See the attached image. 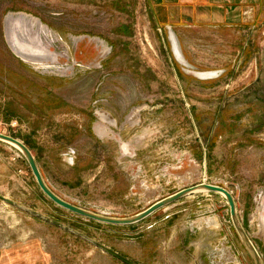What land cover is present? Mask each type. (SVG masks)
<instances>
[{"label": "rangeland", "instance_id": "rangeland-1", "mask_svg": "<svg viewBox=\"0 0 264 264\" xmlns=\"http://www.w3.org/2000/svg\"><path fill=\"white\" fill-rule=\"evenodd\" d=\"M250 14L158 29L140 0H0V133L30 148L58 196L112 218L224 187L264 260V3ZM0 195L137 264H255L219 194L103 224L52 202L0 141ZM0 251L6 264H124L1 199Z\"/></svg>", "mask_w": 264, "mask_h": 264}, {"label": "water", "instance_id": "water-1", "mask_svg": "<svg viewBox=\"0 0 264 264\" xmlns=\"http://www.w3.org/2000/svg\"><path fill=\"white\" fill-rule=\"evenodd\" d=\"M0 141L7 143L13 147L17 146L20 149V150L19 149L18 150L25 156L40 189L52 202H54L60 208L67 210V211H69L75 215H78L80 217H83V218H86V219H89V220H92L95 222L103 223V224L115 225V226H131V225L141 223L144 220L148 219L149 217L153 216L155 213L159 212L160 210L165 209V208L177 203L178 201L184 199L187 196H190L192 194H196L197 190H200L199 193L210 192V193L222 195L227 199V202L230 206L231 218H232V222L234 224V227H235L237 233L239 234V236H240L243 244L245 245L246 249L248 250L249 254L251 255L254 263L255 264H264V260H263L262 256L260 255L257 247L254 245L253 241L251 240L250 236L246 232V230H245V228H244V226L240 220V217L238 214L237 203H236L234 196L232 195V193L230 191H228L224 187L204 183L201 185H197V186L182 190L176 194H173V195L155 203L154 205H152L151 207H149L145 211L137 214L136 216H134L132 218H112V217L96 214V213H93V212L88 211L86 209H83L79 206H76V205L64 200L60 196H58L50 188V186L47 184V182L44 179V176L40 170V167L37 163V160H36L34 154L32 153V151L30 150V148L27 145H25L23 142L15 139V138H12L10 136H7V135L1 134V133H0ZM0 199L2 201H4L5 203H7L13 207H16L22 211H25L26 213H29V214L47 222V223L53 224L59 228L66 230V231L75 233L76 235L82 237L83 239H85L86 241H88L89 243L94 245L95 247L99 248L103 252H105V253L109 254L110 256L116 258L117 260L121 261L124 264H137L136 262L128 259L127 257L123 256L122 254L118 253L117 251L105 246L102 243H99L95 240H92L89 237H87V236H85L79 232H76V231L70 229L69 227L65 226L64 224H62L58 221L50 219L49 217H46V216H44V215H42V214H40L34 210L28 209V208L12 201L9 198L4 197V196L0 195Z\"/></svg>", "mask_w": 264, "mask_h": 264}, {"label": "crops", "instance_id": "crops-1", "mask_svg": "<svg viewBox=\"0 0 264 264\" xmlns=\"http://www.w3.org/2000/svg\"><path fill=\"white\" fill-rule=\"evenodd\" d=\"M144 13L158 28L220 29L241 25L264 0H140ZM6 264L7 259H1ZM129 259V258H128Z\"/></svg>", "mask_w": 264, "mask_h": 264}, {"label": "bare ground", "instance_id": "bare-ground-1", "mask_svg": "<svg viewBox=\"0 0 264 264\" xmlns=\"http://www.w3.org/2000/svg\"><path fill=\"white\" fill-rule=\"evenodd\" d=\"M171 40H172V42L174 43V47H175V54H176V56L179 58V60L182 62V63H184L185 64V61L181 58V53H180V47H179V44H178V40H177V38H176V36L175 35H172V37H171ZM180 49V50H179ZM211 76H214V73H208V74H202V78H210ZM14 147H16L17 149H19L17 146H14ZM20 150V149H19ZM199 193L200 192V190H197L196 191V193ZM7 204V203H6Z\"/></svg>", "mask_w": 264, "mask_h": 264}]
</instances>
